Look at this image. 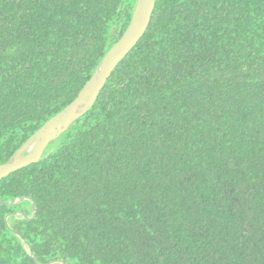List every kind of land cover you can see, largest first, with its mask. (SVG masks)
Instances as JSON below:
<instances>
[{
    "label": "trees",
    "instance_id": "16d2710c",
    "mask_svg": "<svg viewBox=\"0 0 264 264\" xmlns=\"http://www.w3.org/2000/svg\"><path fill=\"white\" fill-rule=\"evenodd\" d=\"M136 4L0 0V165ZM0 264H264V0H156L94 107L0 182Z\"/></svg>",
    "mask_w": 264,
    "mask_h": 264
},
{
    "label": "water",
    "instance_id": "95a60500",
    "mask_svg": "<svg viewBox=\"0 0 264 264\" xmlns=\"http://www.w3.org/2000/svg\"><path fill=\"white\" fill-rule=\"evenodd\" d=\"M155 6L156 0H137L130 25L121 40L106 53L98 69L78 97L36 132L8 163L0 165V182L21 169L39 163L49 146L94 107L116 68L145 35ZM21 200H26V198H22ZM15 203H7V205ZM35 209L34 205V211Z\"/></svg>",
    "mask_w": 264,
    "mask_h": 264
}]
</instances>
